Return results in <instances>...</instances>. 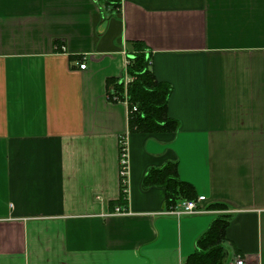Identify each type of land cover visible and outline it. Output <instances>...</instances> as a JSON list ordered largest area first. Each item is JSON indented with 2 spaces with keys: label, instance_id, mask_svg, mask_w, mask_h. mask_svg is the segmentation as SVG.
<instances>
[{
  "label": "crops",
  "instance_id": "obj_1",
  "mask_svg": "<svg viewBox=\"0 0 264 264\" xmlns=\"http://www.w3.org/2000/svg\"><path fill=\"white\" fill-rule=\"evenodd\" d=\"M116 1L0 0V264H184L222 213L228 259L264 264V0ZM133 42L175 131H130L108 98ZM168 162L206 212L165 214L143 179Z\"/></svg>",
  "mask_w": 264,
  "mask_h": 264
},
{
  "label": "trees",
  "instance_id": "obj_2",
  "mask_svg": "<svg viewBox=\"0 0 264 264\" xmlns=\"http://www.w3.org/2000/svg\"><path fill=\"white\" fill-rule=\"evenodd\" d=\"M107 1L118 6L116 0ZM151 65L149 51L142 43L133 42L126 66V73L132 79L125 84L123 77L108 78L106 80L108 98L112 101L127 102L130 131L142 133L175 131L178 121L169 117L167 112L171 86L155 78ZM143 185L162 187L168 208L181 200L195 199L193 185L178 178L176 162H168L160 169L149 170L143 179ZM123 205L125 196L120 190L119 198L111 201L110 206L113 210L116 206ZM216 207L226 209L223 204H216ZM229 218V214L222 213L212 220L207 230L198 238L196 250L186 258L184 264H227L228 252L224 242L227 240L225 229Z\"/></svg>",
  "mask_w": 264,
  "mask_h": 264
},
{
  "label": "built area",
  "instance_id": "obj_3",
  "mask_svg": "<svg viewBox=\"0 0 264 264\" xmlns=\"http://www.w3.org/2000/svg\"><path fill=\"white\" fill-rule=\"evenodd\" d=\"M86 65L84 63H79V68L84 69ZM135 110V108H133ZM127 176H128V160H127V150L123 140L120 143V157H119V178H120V190L125 196L127 194ZM204 196H198L196 199L181 200L175 206L169 207L165 214L174 215L180 217L182 215H194L206 212L205 207H203L202 202L204 201ZM113 213L116 214H126L128 213L127 208L122 206H117L114 208ZM227 264H248L247 261L241 255L231 256Z\"/></svg>",
  "mask_w": 264,
  "mask_h": 264
}]
</instances>
